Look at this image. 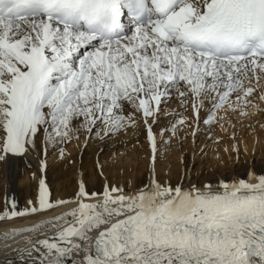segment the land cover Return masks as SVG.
I'll list each match as a JSON object with an SVG mask.
<instances>
[{
  "label": "snow or ice",
  "instance_id": "1",
  "mask_svg": "<svg viewBox=\"0 0 264 264\" xmlns=\"http://www.w3.org/2000/svg\"><path fill=\"white\" fill-rule=\"evenodd\" d=\"M173 99L180 112L167 111ZM257 111L264 0H0V161L42 152L45 173L50 148L65 159L81 136L86 149L141 126L149 161L148 181L126 189L97 159L102 190L81 176L68 199L52 198L42 176L36 200H9L0 221L53 215L3 236L35 234L14 249L22 264H264V169L207 182L191 169L176 183L156 175L173 139L190 132L195 144L203 130L218 144L213 126L244 127ZM229 139L239 158L237 133Z\"/></svg>",
  "mask_w": 264,
  "mask_h": 264
},
{
  "label": "bare ground",
  "instance_id": "2",
  "mask_svg": "<svg viewBox=\"0 0 264 264\" xmlns=\"http://www.w3.org/2000/svg\"><path fill=\"white\" fill-rule=\"evenodd\" d=\"M259 113L260 112H258V113L256 112L255 115L257 114V116L259 117V115H260ZM255 115H253V116H255ZM253 116H252V118H253ZM260 118H262V116H260ZM248 119H250V118H248ZM251 119L243 121V123L247 126V128L250 132V133L249 132L248 133H249V135H251V137H250L249 141L247 138V140L240 143L241 147H240L239 158H237L236 154H234L231 151V146L233 143L230 145L228 144V146H221L219 149L218 148H212L211 146L210 147L209 146L204 147L206 145L204 143H199L197 149L195 147L196 150H194V152H195L194 161H197L198 162L197 164H200V165L199 166L197 165L198 166L197 171H195V172L192 171V179L194 182L216 181L219 179L230 180L233 176L245 177L249 170L254 172V173L259 174L261 172V170L264 169V149L262 147L263 146L262 144L264 142V138L262 139V136L264 134L261 136V131H262V129H264V128H261V125L264 124V121L261 122V120H258L257 117H254V119H252V120ZM263 119H264V117L262 118V120ZM162 120H163V122H162V124H163L165 122V119H162ZM233 124L236 125L235 128L231 127L228 123H225L224 127L227 129V132L223 131L220 128L223 135H225L226 133L230 134L233 131H235L238 134L239 131H241L240 130L241 127H239L240 125L237 126V124H238L237 121H235V122L233 121ZM156 131L159 132L158 128L156 129ZM243 131L245 132V129H242V132ZM139 133L141 134L142 137H144L143 136V129H142V132H139ZM139 133L135 135L137 137V139H140ZM248 133L247 134L245 133V134L248 135ZM243 135H244V133H243ZM127 136H129V135H127ZM225 136H227V134ZM165 137H167V136H165ZM115 138H117V137H115ZM115 138H113V140H115ZM242 138H243V136H242ZM137 139L133 142V144H136ZM116 140H118V138ZM143 140H145V139H143ZM160 140H161L160 136L157 135V142L160 143ZM81 142H82L81 144L83 145V142H84L83 136H82ZM110 142H111V140L104 143V144L101 143V145L98 146L97 149L101 150L102 148H105L103 151L110 150L111 152L112 151L115 152L113 147L110 146ZM209 142H210V140H209ZM209 142H207V143H209ZM209 145H210V143H209ZM121 146L119 147L120 150H121ZM79 147H82V146H79ZM226 147L229 149L228 152L224 151V149ZM202 148H203V151H201ZM94 149H91V151H93ZM49 150H50V153H52L54 151L53 149H52L53 151H51V148ZM165 152H167V151H165ZM217 152H219V159H217ZM119 153H123V151H119ZM159 154H161V153H159ZM168 154L170 155V153H168ZM37 157L38 156L36 155V153H32L31 155L27 156V160H25L23 158H19V159H15V160L11 161L7 165L8 169L10 171V175H9V178H8V181L6 184L7 188L5 189V191H3L4 189L3 190L1 189L2 186L0 188L1 189L0 191H3L2 193H4L3 195L5 196V199H3V206L0 203L2 211L5 208V204L9 200H13V199L16 201L19 209H23V208L28 207V203H27L28 200L27 199L30 196L29 191L32 188H35L36 191L38 192L39 179L42 176L45 179L46 183H47L48 179H51L52 186L53 185L56 186V189L59 188L60 189L59 192L62 191V194L70 193V196H73L74 193L76 192L77 186H78V181L80 180L81 176L84 177V181L87 185L88 191H89L90 187H92L94 185V183H96L98 181L102 183V186L100 189V190H102V187L104 184V177L102 176L100 178L98 176V173L95 172L93 167L90 166L89 168H87V165H85V163H84V166H86V169H88V170H85L84 173L83 172H81V173L76 172L73 175V173H72L73 170L75 171L78 168V165H77L78 161L76 162L75 166L73 167V170L71 169L72 170L71 171V170H69V168L67 169V166H68L67 160H65V162H67V163H65L64 161H62V159H60V160L58 159L59 161L57 162V164H56V162H55V164H53L54 166H53V169L50 172L49 176H46V174L42 173L40 170V163H38L39 161L37 160V159H39V157L38 158ZM181 157H183V163H184L185 158H186V154L185 153L179 154V158H180L179 160L182 163ZM104 158L106 159V157H104ZM115 158H116L115 155H113V157H111V159L114 161H115ZM129 159H127V160H129ZM52 160L53 159H51V161ZM131 160H134V159H131ZM174 160H176V159H174ZM54 161H56V160H54ZM81 161H83V160H81ZM168 161H171L170 157L166 160V162L163 165H161L160 163H158L156 165V175L161 181H163L165 178H167V179H174L175 178L172 182L176 183L182 174V170L181 171H176V170L173 171L172 164H169ZM245 161H246V163H245ZM130 162H128V163H130ZM133 162H131V163H133ZM86 163L88 164V166L90 165L88 163V161ZM106 163H107V161H106ZM135 164H136V166H135ZM135 164H134L135 168L132 169L135 171V173H133L132 175L128 174L127 171L124 173L121 171H120L121 173H116V171L113 172V170L117 168L116 166L115 167L113 166L111 168L112 173L104 172L108 178V182L109 183H115V184H117V183L123 184L126 189L128 188V185H127L128 183H125V182H131L132 186L136 187L137 184L140 183L141 179L143 178V175H144L146 168L142 169L139 167V165L137 166L138 163H135ZM175 164L177 166V163H175ZM125 165H126L125 167H127V161H126ZM107 166H105V167H107ZM203 167H205V172L203 171ZM0 168L2 169V167H0ZM84 169H85V167L83 168V170ZM108 169H110V168H108ZM128 169H130V168H128ZM30 170L34 172L33 174L37 175L38 178L37 177L36 178L38 179V181L35 182V184L34 183L28 184V181L25 184V182L22 183V180L20 182L18 180L19 175L24 171H25L26 175H30ZM178 170H180V169H178ZM26 175H25V178H26L25 180L28 179V177ZM148 178H149V174L147 176V181H148ZM128 179H130V180H128ZM0 180H2V179H0ZM3 180H5V179H3ZM17 180L19 181V183L17 182ZM144 180H145V178H144ZM47 185H48L50 192H51V187H50L51 184L47 183ZM35 194H36V192H35ZM35 194L33 196V201H35L37 196H38V193L36 195ZM59 195H60V193H56L54 195V197L58 198ZM70 196H66L63 198L64 199L67 197L69 198ZM0 197H1V195H0ZM30 198H32V197H30ZM22 199H25V201L21 202ZM65 207H72V205H66ZM62 210L63 209L58 208V209H56V212L58 213ZM51 215H53V213L45 212L43 214H36V215L30 216V217H25V218H14L11 221H2L4 223L0 227V264H6V261L8 259H11L13 261V264H22V261L20 260L18 253L15 252L14 249H16V248L22 249V248L28 247V245L26 244V242L24 240V237L28 236V235H35V234H30V233H24L22 235H17V236L10 237V238L6 239L3 236V232L5 230L13 228V227H23L26 225H31L33 223H39V222H42V221L48 219ZM49 230H50V226H44V227L39 229V233H43V232L49 231Z\"/></svg>",
  "mask_w": 264,
  "mask_h": 264
},
{
  "label": "rangeland",
  "instance_id": "3",
  "mask_svg": "<svg viewBox=\"0 0 264 264\" xmlns=\"http://www.w3.org/2000/svg\"><path fill=\"white\" fill-rule=\"evenodd\" d=\"M172 110H175L176 112H180L181 111V106H180V104H179V102L176 100V99H173V101L168 105V108H167V111H169V112H171ZM259 111H257V113H258ZM260 115H259V117L257 116V114L255 115V116H253V118L252 119H254V117H257L258 118V120H261V122L262 121H264V119L262 120V118L264 117V114L263 113H259ZM260 116H262V118H260ZM250 118V119H251ZM162 119H164L163 117H162ZM250 119H248V118H246L245 120H250ZM251 119V120H252ZM163 121V120H162ZM234 122H235V120H233ZM248 122V121H247ZM238 123V122H237ZM167 124H168V120L167 119H165V122L163 123V124H161L159 127H166L167 126ZM247 124V123H246ZM240 124L238 123L237 124V126H239ZM245 125V124H244ZM203 127H206V126H203ZM202 127V128H203ZM240 127V126H239ZM142 126H141V129H140V131H138V132H136V133H133V132H129V136H117V138H118V140H116L117 138H115V140H113V139H111V142H110V146L111 147H113V149L115 150V152H111L110 150H105V151H103L105 148H102L101 150H98L97 148H98V146H100L101 145V143L102 144H104V143H106V142H108V141H110V140H106V141H104V142H101L99 139H96V140H93V141H91L90 142V144H89V146L86 148V149H84L83 148V145L81 144L82 142H81V139H82V136H81V138H80V140L79 141H73V143H71V144H69V145H67L66 146V159H62V161H64L65 162V160H67V162H68V166H67V169L69 168V170H73V167L75 166V164H76V162H77V165H78V168L74 171L73 170V175L76 173V172H83L84 173V171L85 170H88V169H86V166H84V163H85V165H87V168H89L90 166L91 167H93L94 168V170H95V172L96 173H98L97 172V167H96V162H97V159H99V161H100V163L101 164H103V166H104V172H110V173H112L111 172V168L114 166H116L117 168L116 169H114L113 170V172L114 171H116V173H121V172H128V174H130V175H132L133 173H135V171L134 170H132L133 168H135V166H136V164L135 163H138L137 164V166L139 165V167L140 168H142V169H145L146 168V170H145V172H144V175H143V178L141 179V181H140V183H138L137 184V186L136 187H141L144 183H146L147 182V176H148V174H149V161H148V159H147V155H148V147H147V142L145 141V140H143L144 139V137H142L141 136V134L139 133V132H142ZM215 129V130H214ZM242 129H245V132L243 131L242 132ZM247 129V130H246ZM158 130H159V128H158ZM213 131V135H215V136H218V137H220V142L218 143V144H214V143H212V141L210 140V142H209V139H208V133L206 132V131H199V132H197V135H196V142H195V144H193V142H192V137H191V134H190V132L187 134V139H184V142H183V144H180L179 142H178V140H176V139H173L172 141H171V147H169V148H167V152H162L161 154H157V161H156V165L158 164V163H160L161 165H163L165 162H166V160L170 157V160L172 161H168L169 162V164H172V168H173V171H181L182 170V173H184V175H185V178H187V169H191V175H192V171L193 172H195V171H197V167L200 165V164H197L198 162L197 161H194V158H193V151L194 150H196L197 149V147H198V145H199V143H204V144H208L207 146H211L212 148H220L221 146H228V144L230 145V144H232L233 143V141L232 140H230L229 139V133H226L227 134V136H225V135H223V133H222V131L220 130V128L219 127H216V126H213V129H212ZM240 130L241 131H239V135L237 134V137H238V139H237V143H242L243 141H245V140H247V138H248V141L250 140V137H251V135H249V130H248V128H247V126L245 125L244 127H241L240 128ZM249 132V133H248ZM260 132V131H259ZM132 133V134H131ZM140 134V139H138L140 142H136V144H133V142L137 139V137L135 136L136 134ZM182 133V134H181ZM215 133V134H214ZM243 133H244V135H243ZM248 133V135H246V134ZM134 134V135H133ZM260 134V133H259ZM264 134V129H262V131H261V136ZM170 135V134H169ZM186 134H185V132H180L179 133V136L181 137V138H183L184 136H185ZM246 135V136H245ZM131 136V137H130ZM165 136H168V133H165ZM242 136H243V138H242ZM245 136V137H244ZM249 136V137H248ZM120 137V138H119ZM223 137V138H222ZM165 138H167V137H165ZM200 138V139H199ZM264 138V135L262 136V139ZM142 139V140H141ZM240 140V141H239ZM242 140V141H241ZM205 141V142H204ZM207 142H209L210 143V145H209V143H207ZM177 143V144H176ZM189 144V145H188ZM122 145V146H121ZM263 146V149H264V142H263V144H262ZM79 146H82V147H79ZM121 146V150H120V147ZM146 146V147H145ZM195 147H196V149H195ZM240 147H241V145H240ZM95 148V149H94ZM53 148H51V151H53L52 150ZM88 149V150H87ZM91 149H94L93 151H91ZM75 150V151H74ZM171 150V151H170ZM216 150V149H215ZM74 151V152H73ZM78 151V152H77ZM91 151V152H90ZM119 151H123V153H119ZM189 151V152H188ZM173 152V153H172ZM67 153H70L71 155H70V158L67 156ZM116 153V154H115ZM119 153V154H118ZM168 153H170V155L168 154ZM181 153H185L186 154V158H185V161H184V163H183V161H182V163L180 162V158H179V154H181ZM87 154V155H86ZM140 154V155H139ZM172 154V155H171ZM37 155V154H36ZM113 155H115L116 156V158H115V161L114 160H112L111 159V157H113ZM38 156V155H37ZM58 156H59V153H58V151H53L52 153H50V150H48V154H47V157H46V171H45V174H46V176H49V174H50V172L52 171V169H53V164H55V162H56V164H57V162L60 160H58ZM141 156V157H140ZM169 156V157H168ZM39 157V159H37L39 162L38 163H40V161H41V159H45V157H44V155H43V153L41 152V154L38 156ZM37 157V158H38ZM104 157H106V159L104 158ZM87 158V159H86ZM104 158V159H103ZM130 158V159H129ZM51 159H53L52 161H51ZM90 159V160H89ZM127 159H129V160H127ZM131 159H134V160H131ZM174 159H176V160H174ZM54 160H56V161H54ZM81 160H83V161H81ZM127 161V167H125L126 165V161ZM164 160V161H163ZM174 160V161H173ZM51 161V162H50ZM75 161V162H74ZM88 161V163L90 164L89 166H88V164L86 163V162ZM106 161H107V163H106ZM133 162L134 164H135V166H134V164L133 163H131V162ZM67 162H65V163H67ZM81 162V163H80ZM110 162V163H109ZM114 162V163H113ZM128 162H130V163H128ZM196 162V163H195ZM116 163V164H115ZM175 163H177V166H176V164ZM245 163H246V161H245ZM83 164V165H82ZM124 164V165H123ZM130 164V165H129ZM244 164V163H243ZM72 165V166H71ZM109 167H108V166ZM198 165V166H197ZM5 166V167H4ZM85 167V169L83 170V168ZM105 166H107V167H105ZM111 166V167H110ZM0 167H2V169L0 168V179H2V180H0V188H1V186H2V190L3 191H5V189L7 188V181H8V178H9V175H10V171H9V169H8V167H7V165H5L2 161H0ZM7 167V168H6ZM77 167V166H76ZM83 167V168H82ZM106 168V169H105ZM108 168H110V169H108ZM128 168H130V169H128ZM177 168V169H176ZM4 169V170H3ZM7 169V170H6ZM178 169H180V170H178ZM3 170V171H2ZM6 170V171H5ZM71 170V171H72ZM5 171V172H4ZM121 171V172H120ZM203 171L205 172V167H203ZM8 173V174H7ZM34 172L33 171H31L30 170V175H26V173H25V171L24 172H22L20 175H19V177H18V180L21 182V180H22V183L23 182H25V184L27 183V181H28V184H35V182H37L38 181V177H37V175L36 174H33ZM70 173V172H69ZM4 174V175H3ZM105 174V173H104ZM25 175L28 177V179L27 180H25L26 178H25ZM100 178L102 177V176H100V175H98ZM37 177V178H36ZM144 178H145V180H144ZM3 179H5V180H3ZM24 179V180H23ZM37 179V180H36ZM83 179H84V177H83ZM175 179V178H174ZM174 179H170L171 181H173ZM213 179V178H212ZM17 180V182L19 183V181ZM128 180H130V179H128ZM32 181V182H31ZM4 183V184H3ZM47 183H49V184H51V195H52V198H55L54 197V195L56 194V193H60V197L58 196V198H62V199H64L63 197H66V196H70V193H65V194H62V191H60L59 192V188H57L56 189V186H52V181H51V179H48V181H47ZM56 183V182H55ZM54 183V184H55ZM125 183H128L127 185H129V182H125ZM3 184V185H2ZM117 185H119V183H117ZM101 186H102V183L101 182H96V183H94V185L92 186V187H90V189H89V191L90 192H92V191H99L100 189H101ZM55 187V188H54ZM0 189V190H1ZM57 190V191H56ZM3 191H0V195H1V201H0V203H1V205L3 206V199H5V196L3 195L4 193H2ZM36 192V194L38 193L37 191H36V189L35 188H32L29 192H30V196L28 197V199L27 200H33V196H34V194H35V192ZM2 193V194H1ZM55 193V194H54ZM35 194V195H36ZM3 195V196H2ZM30 197H32V198H30ZM71 197V196H70ZM30 198V199H29ZM65 199H68V197L67 198H65ZM25 201V199H22V201L21 202H24ZM0 212H2V209H1V206H0ZM4 222H2V221H0V227L2 226V224H3Z\"/></svg>",
  "mask_w": 264,
  "mask_h": 264
}]
</instances>
